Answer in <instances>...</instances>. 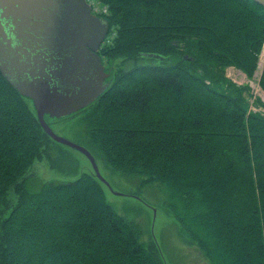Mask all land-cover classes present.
<instances>
[{
  "label": "trees",
  "instance_id": "1",
  "mask_svg": "<svg viewBox=\"0 0 264 264\" xmlns=\"http://www.w3.org/2000/svg\"><path fill=\"white\" fill-rule=\"evenodd\" d=\"M104 2L110 28L98 54L112 81L82 111L92 150L138 188L157 185L206 264H264V117L248 111L247 88L225 74L256 69L264 8ZM259 84L264 91V67ZM50 142L0 73V264H164L90 174L43 182L31 172L43 157L65 171L68 158L54 157Z\"/></svg>",
  "mask_w": 264,
  "mask_h": 264
},
{
  "label": "water",
  "instance_id": "2",
  "mask_svg": "<svg viewBox=\"0 0 264 264\" xmlns=\"http://www.w3.org/2000/svg\"><path fill=\"white\" fill-rule=\"evenodd\" d=\"M253 1L264 8V0ZM108 29L85 0H0V73L31 101L41 128L83 155L94 178L114 192L91 152L48 123L92 105L109 88L110 74L97 54Z\"/></svg>",
  "mask_w": 264,
  "mask_h": 264
},
{
  "label": "rangeland",
  "instance_id": "3",
  "mask_svg": "<svg viewBox=\"0 0 264 264\" xmlns=\"http://www.w3.org/2000/svg\"><path fill=\"white\" fill-rule=\"evenodd\" d=\"M89 2L96 13L103 14L107 11V4L104 0H89ZM109 63L110 61L105 59L107 68H109ZM263 65L264 45L259 56L258 66L251 76L245 75L243 71L235 67H227L225 74L237 85L247 88L248 111L261 114L264 117V91L259 84ZM84 116L83 113H80L65 121L52 120L50 126L56 135L89 149L91 146L85 136ZM56 146L51 141L49 152L53 153L54 157L63 154L68 158L67 162H63L64 165L61 163L65 171L57 170L52 159L48 160L43 157L42 161H37L32 168V172L37 177L43 181H68L82 171L88 172L89 163L82 155L63 146ZM97 159L103 177L116 192L123 194L114 195L104 188L107 202L118 214L141 228V240L152 241L165 264H206L198 249L189 244L186 236L181 234L179 225L164 205V194L157 185L140 189L137 179L113 172L99 158ZM73 169L74 171L71 173ZM136 194L140 199L134 197ZM82 202L89 203L86 198L82 199ZM16 230L20 231L21 229L16 228Z\"/></svg>",
  "mask_w": 264,
  "mask_h": 264
}]
</instances>
